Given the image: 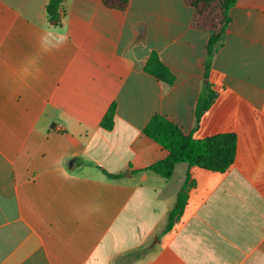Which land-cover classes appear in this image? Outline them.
Listing matches in <instances>:
<instances>
[{"label":"crops","instance_id":"0c3cea01","mask_svg":"<svg viewBox=\"0 0 264 264\" xmlns=\"http://www.w3.org/2000/svg\"><path fill=\"white\" fill-rule=\"evenodd\" d=\"M49 1L0 0V264H264V0L230 10L199 125L209 34L185 0H66L59 27ZM153 53L172 84L146 72ZM156 115L195 140L235 134L234 164L148 171L169 156L145 135Z\"/></svg>","mask_w":264,"mask_h":264},{"label":"trees","instance_id":"16d2710c","mask_svg":"<svg viewBox=\"0 0 264 264\" xmlns=\"http://www.w3.org/2000/svg\"><path fill=\"white\" fill-rule=\"evenodd\" d=\"M66 0H50L47 6V17L50 25L59 27L62 24V7ZM106 7L125 11L129 0H103ZM238 0H185L187 6L193 9L192 27L209 34L208 56L205 62V81L197 106V125L201 117L207 111L215 99V93L209 82V72L213 57L232 19L230 10L237 4ZM146 72L160 79H166L170 84L174 77L160 61L159 56L153 53L146 65ZM115 106L113 105L102 121V127L112 130L114 127ZM145 135L154 140L169 152V156L162 161L152 165L151 171L162 178L169 180L174 174L178 164L186 163L189 167H200L202 169L225 173L235 162L237 151V137L235 134H223L213 136L204 140H195L184 134L182 129L163 116L156 115L152 118L145 129ZM110 179H120L125 174L111 175ZM195 183L187 175L185 183L178 193L176 204L171 210L168 224L164 233L173 230L176 223L181 219L188 201V193Z\"/></svg>","mask_w":264,"mask_h":264}]
</instances>
